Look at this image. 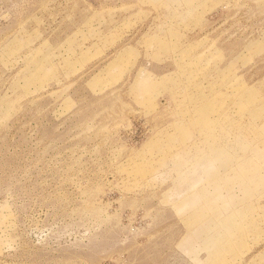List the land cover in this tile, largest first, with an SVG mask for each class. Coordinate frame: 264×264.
I'll use <instances>...</instances> for the list:
<instances>
[{"label": "rangeland", "instance_id": "rangeland-1", "mask_svg": "<svg viewBox=\"0 0 264 264\" xmlns=\"http://www.w3.org/2000/svg\"><path fill=\"white\" fill-rule=\"evenodd\" d=\"M0 264H264V0H0Z\"/></svg>", "mask_w": 264, "mask_h": 264}]
</instances>
